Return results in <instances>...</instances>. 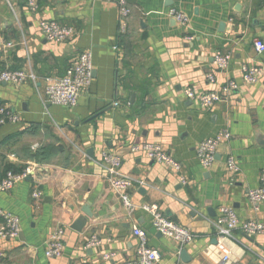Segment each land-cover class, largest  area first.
Returning a JSON list of instances; mask_svg holds the SVG:
<instances>
[{"label": "crops", "instance_id": "0c3cea01", "mask_svg": "<svg viewBox=\"0 0 264 264\" xmlns=\"http://www.w3.org/2000/svg\"><path fill=\"white\" fill-rule=\"evenodd\" d=\"M29 1L0 0V72L36 76L0 83V107L21 118L0 127V183L11 170L37 165L33 177L0 191V208L21 226L18 240L0 243V264H124L136 257L134 226L148 233L160 255L155 264H264V233L233 230L222 237L216 226L224 207L241 220L264 222V202L248 196L264 172V52L254 45L264 42V0H131L125 33L119 0H34L36 9ZM171 7L189 18L186 26L170 16ZM43 20L69 25L74 36L48 40ZM124 38L132 41L127 52ZM84 51L93 54L90 86L74 107L50 104L48 79L64 76ZM217 52L232 55L224 70L215 67ZM246 67L262 70L258 82L244 81ZM232 81L237 88L221 102L201 106L200 95L222 94ZM220 133L229 139L204 167L199 146ZM147 144L160 145L181 170L149 158ZM106 155L119 158L120 173L133 180L127 190L132 212L111 186ZM232 156L237 173L227 166ZM142 204L159 205L195 239L181 246L157 233ZM77 221L86 222L80 231ZM59 229L64 252L49 258L46 246ZM94 236L100 245L87 247ZM110 252L117 255L108 260Z\"/></svg>", "mask_w": 264, "mask_h": 264}, {"label": "built area", "instance_id": "2783aa9c", "mask_svg": "<svg viewBox=\"0 0 264 264\" xmlns=\"http://www.w3.org/2000/svg\"><path fill=\"white\" fill-rule=\"evenodd\" d=\"M29 6L32 9H36L37 5L34 0L29 1ZM131 13V9L128 6L126 0H119V15H120V26L121 33L127 32L128 29V18ZM169 14L178 23L186 26L189 22V18L179 11L176 7H171ZM41 29L45 37L54 42L67 41L74 36V29L69 25L61 24L54 20H43L41 21ZM257 52H264V42L261 39H256L254 42ZM232 58L230 53L217 52L214 56V64L218 70H224L228 67V64ZM93 54L91 51H84L80 54L77 61L72 64L66 70L64 76L59 78L48 79L47 85V98L48 102L53 105H61L66 107H74L78 104L80 92L83 88L90 86L92 82L93 72ZM261 69L258 67H246L244 69V81L249 84L258 82L261 75ZM211 81H215L212 74L208 75ZM28 79L36 80L34 73H28L22 70L11 71L4 70L0 72V83H11L21 84ZM237 88L236 83L229 82V84L223 88L222 94L218 91L205 93L200 95L199 101L202 107L211 108L216 103L221 102L224 98L223 95H227L233 89ZM188 98H195L193 90L188 89L186 91ZM21 122L20 116L11 110L8 106L0 107V127L6 124H18ZM229 139L228 133H220L216 137L208 138L204 140L198 149V157L200 163L204 167H209L216 162V153L220 143ZM137 150L138 147H135ZM144 150L149 158L156 160L157 162L163 163L175 170H181V164L177 162L173 157L168 155L160 145L158 144H147ZM106 161L113 164L110 169L111 174V186L117 191L123 200L125 207L131 212L136 208L130 197L127 194V190L133 185L131 177L120 173L121 161L119 158L111 157L106 155ZM228 169L237 173L239 167L237 165L235 157H229L227 161ZM37 165L31 164L25 167L20 172L9 171L4 179L0 183V191L11 190L18 182L23 181L29 177H33L36 173ZM185 181V180H184ZM40 192H35L34 197L39 198ZM249 200L254 204L264 202V172L260 176V186L256 189L249 191ZM141 210L147 212L153 222V226L157 233L171 238L181 246L189 244L195 239V235L185 227H182L169 218H167L160 210L157 204H142L140 205ZM0 218L2 222L0 224V243L3 241L18 240L21 234L20 219L16 215L7 212L0 208ZM226 223L227 228L222 225ZM219 229V234L224 236H231L233 230H239L246 236L259 235L264 233V222L258 220H241L233 209L224 207L221 209V216L216 223ZM133 234L138 238L139 244L136 251V257L132 260L126 261L124 264H155L160 259L159 253L150 248L148 244V233L139 226L133 227ZM64 231L59 229L55 231L46 246L45 254L49 258L60 257L64 252ZM101 241L98 237H93L87 247H94L100 245ZM115 252L106 253L104 256L106 259H113L116 257ZM4 256L3 251L0 249V259ZM229 255L224 253L222 259L223 262H227Z\"/></svg>", "mask_w": 264, "mask_h": 264}, {"label": "water", "instance_id": "95a60500", "mask_svg": "<svg viewBox=\"0 0 264 264\" xmlns=\"http://www.w3.org/2000/svg\"><path fill=\"white\" fill-rule=\"evenodd\" d=\"M127 1H128V2H131V0H126V2H127ZM262 142H263V144H264V141H262ZM85 224H86V222H84V221H77L76 225H74V228H75L76 230L80 231V230H82V228L85 226ZM182 256L186 258V256H187L186 251H183V252H182Z\"/></svg>", "mask_w": 264, "mask_h": 264}, {"label": "trees", "instance_id": "16d2710c", "mask_svg": "<svg viewBox=\"0 0 264 264\" xmlns=\"http://www.w3.org/2000/svg\"><path fill=\"white\" fill-rule=\"evenodd\" d=\"M124 36V35H123ZM124 46L126 47V52L129 50V47L132 45V41H127L125 38H124ZM12 171V170H11ZM13 172H16V171H13ZM17 173V172H16Z\"/></svg>", "mask_w": 264, "mask_h": 264}]
</instances>
